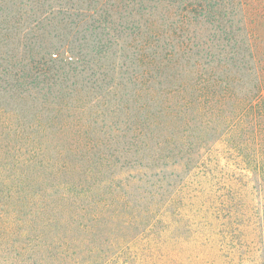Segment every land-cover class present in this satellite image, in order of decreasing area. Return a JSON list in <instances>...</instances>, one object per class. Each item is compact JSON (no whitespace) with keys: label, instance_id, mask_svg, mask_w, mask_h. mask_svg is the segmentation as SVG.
Masks as SVG:
<instances>
[{"label":"trees","instance_id":"trees-1","mask_svg":"<svg viewBox=\"0 0 264 264\" xmlns=\"http://www.w3.org/2000/svg\"><path fill=\"white\" fill-rule=\"evenodd\" d=\"M180 223L264 264V0H0V264H179Z\"/></svg>","mask_w":264,"mask_h":264},{"label":"rangeland","instance_id":"rangeland-1","mask_svg":"<svg viewBox=\"0 0 264 264\" xmlns=\"http://www.w3.org/2000/svg\"><path fill=\"white\" fill-rule=\"evenodd\" d=\"M169 196H170L169 192H165L162 195V200L159 201V205L165 204V206L170 207L171 203H168ZM164 200H165V202H164ZM194 200H196V199H194ZM194 200L192 202H194ZM184 202L189 207L185 208V207L180 205L179 208L182 210V213L190 216L186 219H192V216H193V219L195 220L196 212H195L194 206H191V203H192L191 200L184 199ZM209 205H210V203L207 204V206H209ZM207 206L205 205L206 208H208ZM154 208H156V207H154ZM203 213H205V212L203 211ZM197 217L201 221V224H199V226L202 227V224H205L204 230L206 232H209L211 235L210 241H209L210 244L206 247V251L210 250L212 253L217 252L218 253V260L220 261L219 252L217 251V242L213 238V236L215 237V234H214L212 228H216V227L220 228L221 224H219V223L224 222L223 221L224 219H220V222H216V220H215L216 218L211 217L210 214H206L203 217H200L199 215H197ZM211 221H212V223H211ZM181 228H182V224L180 223L175 227L174 232L171 233L167 230H163L161 232L160 228H158L157 225L155 227H152L153 233H157V231L159 233L158 235L160 236V243L158 246H160L161 254L164 257V262H166V263L168 262L167 258H171L172 261H174L173 258H177V259L179 258V261H178L179 264H192V261L195 264H200V262L198 263V259H195L192 257V253L194 252V249H195L194 242H192V240H189V239L184 240V237L177 236L178 235L177 229L179 230ZM203 236L206 238L204 233H203ZM221 242H222V240L220 239L219 243H221ZM142 246H144V244H142ZM142 246H141V243L138 245L140 252L145 251L142 249ZM156 251H158V250H153V253L155 254ZM204 255L209 256L207 254V252H204Z\"/></svg>","mask_w":264,"mask_h":264}]
</instances>
